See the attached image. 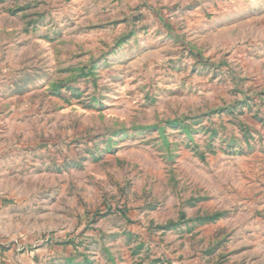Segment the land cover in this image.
<instances>
[{
    "label": "rangeland",
    "instance_id": "1",
    "mask_svg": "<svg viewBox=\"0 0 264 264\" xmlns=\"http://www.w3.org/2000/svg\"><path fill=\"white\" fill-rule=\"evenodd\" d=\"M0 245L264 264V0H0Z\"/></svg>",
    "mask_w": 264,
    "mask_h": 264
},
{
    "label": "crops",
    "instance_id": "2",
    "mask_svg": "<svg viewBox=\"0 0 264 264\" xmlns=\"http://www.w3.org/2000/svg\"><path fill=\"white\" fill-rule=\"evenodd\" d=\"M30 255L35 259V254H11L10 250L0 245V264H33L34 261Z\"/></svg>",
    "mask_w": 264,
    "mask_h": 264
}]
</instances>
